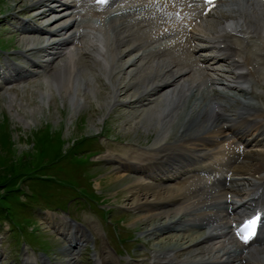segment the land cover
I'll use <instances>...</instances> for the list:
<instances>
[{
    "label": "bare ground",
    "instance_id": "bare-ground-1",
    "mask_svg": "<svg viewBox=\"0 0 264 264\" xmlns=\"http://www.w3.org/2000/svg\"><path fill=\"white\" fill-rule=\"evenodd\" d=\"M10 1L15 3L10 14L21 10L23 7L20 4L24 3L30 5L29 12L38 7L44 9L39 17L29 22H19L17 20L20 19L16 18L14 23L17 21L18 25L24 27L17 32L18 35L37 36L35 39H26L27 44L33 43L26 50L27 55L47 48V37L59 39L54 42L52 49L46 51L44 57H51L45 74L48 71L58 74L54 81L61 87L62 98L75 92V70L90 59L109 78L112 99L136 91L137 94L131 96V102L122 106L131 108L147 97H155L157 101L162 93L170 89L173 90V100L179 99L181 102V105L171 110L176 114L174 125L170 118L167 119V111V115L164 116L163 112L158 117L159 120L166 119L160 121L159 128L146 126L155 133L151 146L138 148L131 144L117 155L105 156L106 161L116 167V173L111 178L127 181L120 186V196L128 202L133 220L141 223L138 230L143 233L146 242L148 252H137L131 258H144L142 264H264V236H259L264 228H258V235L251 241V244L259 248L250 249L248 246L241 249L230 232L234 230L232 223H236V219L238 224L242 221L236 218L228 223L226 219L231 214L240 217L253 206H256L252 208L254 211L257 208L262 211L264 218V107L258 102L264 101V95L255 88L258 86L255 84L258 81L256 79L264 77V70H260L264 61H257L253 49L240 52L236 42H233L236 38L251 48L252 39L256 37L263 40V45L258 46V49L264 51V6L260 0H246V7L239 9L233 7L235 1L231 3L230 0H220L219 12L215 13L218 19L216 29L203 35L188 31V27L204 17L205 7L200 10L199 0H147L143 4L133 3L129 6L122 3L118 5L115 3L119 0H111L110 6H116L107 16L96 11V7L91 5L93 0H72L71 4L64 0H47L46 4V0ZM49 2L52 4L48 5ZM192 2L193 7L188 10ZM39 8L38 11H42ZM176 12L181 14L180 18L175 17ZM54 13H57L54 23H49L45 28L36 27V24L42 23ZM87 13L95 18H86ZM68 19H71L70 22L60 25ZM30 24L36 26L28 27ZM57 24L58 29L49 30L48 27ZM109 28L111 34L108 33ZM69 33L72 34L67 37ZM153 40L163 42L159 41V45L150 49H143L145 44L153 43ZM193 43L203 44L202 48L192 49ZM70 47H75L76 55H80L83 61L75 62L73 55L71 57L66 53ZM174 47L182 50L185 57L171 58L161 68L154 69L156 75L145 69L141 75L139 71L136 73L139 75L138 81L132 78L128 83L118 82L119 74L134 70L150 55L156 57L172 48L174 51ZM123 48L129 50L120 53ZM204 49H210L216 54L207 55L204 61L194 59L191 55ZM136 50H140L138 55L141 51L142 54L118 67L126 55ZM58 61L60 64L55 66ZM221 62L227 65L226 68L216 71L229 75L231 81L206 74L215 73L211 67ZM205 64L211 66L205 67ZM39 66L32 64L33 68ZM197 68L206 72L203 82H195L190 78ZM8 74L0 72V80L5 87L14 84L21 86L32 78L36 79L35 75H38L18 67L10 69ZM92 76V79L85 77L81 82L86 92H94V84L102 82L99 75ZM249 77L256 78L252 79L256 81L249 80ZM181 84L183 89L180 91ZM231 84H238L239 89ZM217 86L226 87L229 92L225 93ZM185 91L201 96L205 104L196 108L197 105L192 106L190 101H182ZM41 96L47 97L44 93ZM169 98L167 96L166 99ZM99 99H102L101 95ZM77 104L81 107L83 102L78 99ZM198 120L203 123L199 125ZM167 121L172 124L168 133L165 130ZM47 216L63 234L69 231L65 236L70 245L61 252L67 260L59 264H79V256L85 250L86 243L92 239L84 233V227L87 226L93 236H98V232L89 223L77 226L68 218L51 212ZM97 253L95 264H120L109 256L105 247ZM43 263L50 264V261L45 260Z\"/></svg>",
    "mask_w": 264,
    "mask_h": 264
},
{
    "label": "rangeland",
    "instance_id": "rangeland-1",
    "mask_svg": "<svg viewBox=\"0 0 264 264\" xmlns=\"http://www.w3.org/2000/svg\"><path fill=\"white\" fill-rule=\"evenodd\" d=\"M64 1L70 4L72 2V0ZM232 1H235L233 2L234 8L246 7V0H242V2L241 0H230L231 3ZM46 2L47 0L44 3L46 4ZM120 3L129 6L128 4L133 5L134 0L131 2L120 1ZM47 4L51 5L52 3ZM14 6L15 3L10 0H0V48L3 49L0 51V72L8 74L10 69L18 67L38 75H35L36 79L32 78L21 86L14 84L12 87H5L0 80V264H44L45 260L50 261V264H59V262L67 260L61 252L70 245L65 236L69 234V231L63 234V231L56 227L54 221L48 219V212L66 217L77 226H85L86 223H89L98 232L99 237L93 236V232L87 226L84 227V233L91 236L92 239L86 243L85 250L79 256V264H95L97 252L103 247L106 248L109 256L118 260L120 264L128 262L142 264L141 261L144 258L140 257L137 260L131 258L137 252L145 253L148 250L145 247L143 233L138 230L141 223H136L133 220V213L128 202L126 203L125 198L120 196V186L127 181L111 178L116 173V167L109 164L105 156L117 155L123 148L126 149L131 144L138 148L151 146L155 140V133L154 130L149 129L159 128L160 121L166 120L162 117L159 120L160 113H165L164 116L168 113L167 119L170 118L174 125L177 121L176 114L171 110L174 106L181 105V102L178 101L179 99L173 100L175 99L173 95L166 99L169 94L173 93V90L170 89L162 93L157 101L154 100L155 97H147L131 108L122 106V104L128 105L131 102L136 91L132 90L129 95L112 99L109 78L100 66L90 59L86 60L87 63L85 65L83 63L81 68L75 70V77H77H74V95L70 94L62 98L61 87L54 81L58 74L49 71L45 74L47 62L51 57L50 59L47 56L44 57L45 63L43 61L39 67L31 68V59L34 60L35 53L38 51L46 53L59 39L49 36L46 38V43H49L47 48L31 53L34 55H27L25 53L31 43L27 44L26 39H35L37 36L17 34L24 28L22 25H18L17 21L29 22L34 17H39L44 9L38 7L42 11H38L36 8L35 11L29 12L30 5L24 3L20 4L23 7L21 10L10 14L9 11ZM114 6L113 9L107 11L108 14L114 10ZM222 8L225 9L224 6ZM107 13L102 16H107ZM89 17L93 16L89 15ZM216 17L215 14L210 19L203 21L196 32L203 35L215 31L218 24ZM16 18L20 20L14 23ZM53 20H57V13L49 15L45 21L36 24L37 26L30 24L28 27L45 28L49 23H54ZM70 20L68 19V22ZM63 22L60 25L66 24ZM58 26L57 24L48 28L53 31L58 29ZM111 32L109 28L108 33L111 34ZM71 34L66 36L69 37ZM63 37L65 38V34ZM49 38H51V42L48 41ZM252 40L251 48L246 47L245 42L236 38L234 43L236 42L237 48L239 47V51L243 53L253 49L252 52L255 53L257 61L263 62L264 51L258 49V46L263 45L261 44L263 40L256 37ZM159 41L163 42L162 40H156V42L153 40L154 44L147 43L143 49L157 46L160 44ZM196 44L199 43H193L191 48L197 50L203 45L200 43L197 47ZM74 48L70 47L71 50ZM175 48L177 49V47H174L175 52L172 48V50H168L169 52L156 57L150 55V58L141 62L134 70H128L124 75L119 74L118 82L128 83L132 78L138 81V76L145 69L156 75L154 69L161 68L171 58L182 59L183 56L185 57L182 50ZM128 50L123 48L120 53ZM136 51L126 55L118 63V67L126 65L129 60L142 54V51L139 55L138 51L140 50ZM68 52L69 50H66V53ZM50 53L51 50L48 54ZM243 53L241 54L244 55ZM211 54L210 49H204L191 55L194 59L204 61L206 56ZM17 57L19 58L17 59ZM73 60L75 62L83 61L80 59V55L76 54H74ZM58 64L60 61L56 62L55 66ZM205 65V67L211 66L210 64ZM226 66L221 62L211 67L215 73H205L213 78L231 81L229 75L216 71L222 70ZM260 70L261 72L264 70V65L260 67ZM138 71L139 75L136 74ZM202 71L197 68L190 78H193L195 82H203L206 74ZM262 73L264 75V72ZM92 75H99L102 82L94 84V92H86L81 82L83 79L85 80V77L92 79ZM252 79L256 78L249 77V80ZM256 80H252L256 81L254 83L258 85L255 87L256 90L264 95V77L259 76ZM182 85L179 87L180 91L183 89ZM231 85L235 89H239L238 84ZM221 87L217 86L221 91L229 92L226 87ZM41 93L47 97L43 98ZM100 95L102 99H99ZM183 96L182 101H190L192 106L197 105L196 108L205 104L203 98L199 95L195 96L194 93L185 91ZM78 99L83 102L81 107H78ZM114 102L116 103L112 104ZM258 102L264 107L263 100ZM143 105L148 106L143 107ZM171 122L167 121L165 127L167 133L171 130ZM197 123L201 125L203 122L198 120ZM148 125L152 126L147 128Z\"/></svg>",
    "mask_w": 264,
    "mask_h": 264
},
{
    "label": "snow or ice",
    "instance_id": "snow-or-ice-1",
    "mask_svg": "<svg viewBox=\"0 0 264 264\" xmlns=\"http://www.w3.org/2000/svg\"><path fill=\"white\" fill-rule=\"evenodd\" d=\"M212 2H213V0H208V3H212ZM258 219H260L259 216H257L255 219L251 220L250 223L255 224L256 220H258ZM245 239H247V238H245Z\"/></svg>",
    "mask_w": 264,
    "mask_h": 264
}]
</instances>
